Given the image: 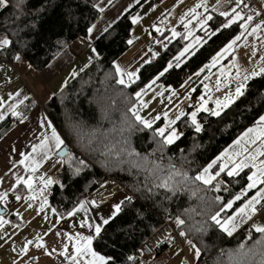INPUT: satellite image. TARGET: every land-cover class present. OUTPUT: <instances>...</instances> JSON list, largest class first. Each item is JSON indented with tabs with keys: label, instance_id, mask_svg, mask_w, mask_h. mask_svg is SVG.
Returning a JSON list of instances; mask_svg holds the SVG:
<instances>
[{
	"label": "trees",
	"instance_id": "1",
	"mask_svg": "<svg viewBox=\"0 0 264 264\" xmlns=\"http://www.w3.org/2000/svg\"><path fill=\"white\" fill-rule=\"evenodd\" d=\"M99 1L7 0L0 9V37L7 36L13 43L7 49H0V63L13 62L19 54L35 70L44 68L70 42L86 35L87 28L100 14L98 7H92ZM138 8L139 3L131 6L93 41L96 58L43 105L63 140L62 146L68 150L54 178L59 183L49 188L48 202L63 216L109 179L123 188L132 202L123 198L121 212L103 226L101 238L93 241L94 250L114 257L115 264H145L139 246L164 217L176 231L186 234L183 239L200 249L197 260L208 257L209 264H262L264 234L247 228L227 236L209 219L220 211L229 194L244 188L251 168L246 167L232 177L221 172L209 184L195 177L264 112V74L248 81L245 95L220 117L198 113L203 132L195 133L187 115L182 116L176 126L183 136L171 145H164L154 135L157 124L145 129L129 111L133 105L137 110L140 108L136 93L154 77L158 76L164 85L177 87L209 63L243 30L239 27L241 21L211 35L227 21V17L212 13V19L197 31L201 37L198 46L179 68L173 67L165 75H159L184 45L186 40L181 37L169 39L162 50L139 66L134 79L119 84L114 62L130 45L131 17ZM29 101H26L27 109ZM15 121L16 118L9 117L1 122L0 135ZM169 176L172 191L155 187ZM220 179L222 182L216 184ZM23 190L20 184L12 192L18 196ZM248 194L234 201L220 218H226ZM177 216L184 220L179 227L175 223ZM169 243L160 242L153 257ZM129 256L133 260L129 261Z\"/></svg>",
	"mask_w": 264,
	"mask_h": 264
},
{
	"label": "crops",
	"instance_id": "2",
	"mask_svg": "<svg viewBox=\"0 0 264 264\" xmlns=\"http://www.w3.org/2000/svg\"><path fill=\"white\" fill-rule=\"evenodd\" d=\"M137 3H139L138 12L136 13L137 17H139L138 20H144L149 17L151 20L153 19L152 22L156 23L154 25L155 30L151 29L153 37L149 38L150 43L146 44V49H148L150 45L155 48V42H157L155 40L160 33L163 32V37L158 41L159 45L152 56L162 50L171 39L187 37L189 34L188 31L191 32L195 26H197V22L201 17H205L206 15L211 16L212 13L219 14L221 11H228L230 17L233 9L239 11L241 16L244 17L241 11V3L237 5L236 0H111L110 3L109 0H100L98 8L103 7L104 11H100L97 20L92 24L95 25V28L90 41L86 32V35L81 37L84 41L83 43H81V40L78 41L79 37L76 38L40 70H35L22 58L19 60L14 59L13 62L10 63H0V101L3 102V107L0 108V114L4 115V119L0 120V123L7 120L9 117L16 118V121L11 127L4 130L0 135V195H4L5 197V199L0 202V210H2V212H0V221H3V223H0V264H26L31 258L36 259L32 264H72V261L66 257L71 253L73 241L68 240L64 233L72 237H75L77 233L85 236L90 233L94 235V228H89L87 225L81 227L80 221L87 216L90 218V221L99 222L102 216L107 217L111 214L113 211V204L120 203L122 199L127 196L123 188L110 186V189L114 190L116 195L107 202L96 201L93 197L95 191L83 199L84 201H96L95 207L86 203L85 206L88 209L87 213L81 211L69 217L67 214L59 216L56 211L53 212V208L48 202L49 188L51 185L41 194L40 178L48 176H51L53 179L56 178L57 172L62 165V158L57 156V152L63 147V143L57 148L54 141L51 140L53 128L57 135H59V133L45 113L43 105L70 79L75 77L79 71L83 70L96 58V55H92L91 51L92 48H94L93 41L106 29V27L116 20L125 9ZM198 4H200L201 7L197 8L196 5ZM194 8L198 14L196 18L193 19L191 15H188L185 20L181 21V17ZM101 15L102 18L105 19L104 24H101ZM178 15L179 21L174 18ZM185 24L188 25L187 28H185ZM203 28L204 25L197 28V30H202ZM249 29L250 28L243 29V33L245 30H248L250 31V36L254 38L258 36V38L262 40L260 44L258 43L256 50L255 48L250 50L253 57L244 58L243 66L239 70L237 69L238 72L236 69H233L232 73L223 75V79L217 77V81H215L216 83H220V85H222L223 81L227 82L228 86L226 91L234 88V91L229 94L235 93V88L245 75L264 67V64L262 66L260 65L261 62H264V59H262V57H264V36L262 35V29L259 28L254 33L252 31L253 27ZM197 30L194 35L197 34L200 41V33L197 32ZM173 33H176V35L174 36ZM233 47L235 48V52H238L240 47L236 48L232 45L231 49ZM231 49L218 57L217 61L215 63L213 62V65L216 64L218 67L220 60H225V55L229 52V58H231V53L232 51L234 52V50ZM73 73H75V75H73ZM27 100H30L28 109L26 106ZM13 104L16 106L15 110L18 113L17 116L11 115L9 111L10 106ZM261 115H264V112ZM49 123L52 125V128L47 127ZM255 126L256 122L240 132L236 138L224 147L208 164L215 160L216 157L220 156L221 153H224L225 150H227L228 154L234 156L236 162H239L242 156H247L249 152L259 147V141L255 144L250 142L253 134H249L248 137L240 139L247 129ZM46 136L49 138L48 142L44 147H40L41 142ZM238 139H240V143L235 144L234 141ZM246 139L249 141L248 143H245ZM33 146L37 147L35 152L33 151ZM245 149H247V151H245ZM262 151H264V149H262ZM45 152L48 153V159H42ZM21 153H23L24 156H21ZM236 153H241L242 156L235 155ZM29 155H31L34 160L40 162L35 172L26 170V165H28L30 161L25 160L24 164L20 163L22 159ZM227 159L228 156L226 155L222 157L221 160H217L212 168L209 169V174L214 175L215 172L219 171L220 163L227 161ZM261 160H264V155H257V166ZM207 165L203 168L207 167ZM228 167L231 168L232 164H229ZM248 167L251 168L249 174L251 175L255 169L252 168L251 163H249ZM224 172L227 174V169ZM29 175L34 177L32 183L36 199H27L32 193L21 184L24 190L18 195L21 199L17 200L16 194L12 192L17 185H20L16 183V180L18 177H24L26 179ZM221 182L222 179L216 184ZM247 184L248 182L242 189L247 188ZM261 188H264V183H259L254 188H247V191L243 193H241L242 189H240L232 195L229 194L224 204L229 200H233V202L236 201L234 197L238 194H240L241 198L249 192L243 201L240 202L228 216L233 215L246 201L256 196ZM21 190L22 188L20 191ZM45 197L47 198V204L42 206V201ZM263 201L264 200H262L261 203ZM29 204H31V207H29ZM260 205L261 204L256 206L257 212L250 219L241 220L239 215H237L236 220L238 221V226L232 235L246 226L250 221H253V224L250 226L253 230H255L253 225L264 226V207L261 208ZM58 219L59 223H57ZM225 234L227 236H232L227 233ZM30 241L32 243H29ZM41 244L43 247L39 246ZM25 245H27V248H25ZM65 245L68 246L67 252H65V255H60L61 251H64ZM166 248L169 249V247ZM165 250L161 253H164Z\"/></svg>",
	"mask_w": 264,
	"mask_h": 264
},
{
	"label": "snow or ice",
	"instance_id": "3",
	"mask_svg": "<svg viewBox=\"0 0 264 264\" xmlns=\"http://www.w3.org/2000/svg\"><path fill=\"white\" fill-rule=\"evenodd\" d=\"M7 0H0V8H4L6 6ZM111 0H109V3ZM237 5L241 3V0H236ZM93 8H97V4L92 5ZM196 7H201L200 4L196 5ZM247 7V5H245ZM99 11L103 12L104 8L99 7ZM127 11V9H125ZM71 13L69 12V16ZM185 15H191L193 19L196 18L198 15L194 9L189 10L188 13ZM220 16L227 17L226 23H222L219 28H217L214 32L211 33V35H215L217 32L221 30V28H228L230 25L236 23V21H241L239 24V27L241 29L246 28L249 25V22L253 20L252 16L242 17L241 13L239 11H236L235 9L232 10V15L229 17L228 11H221L219 12ZM139 17H131V21L133 24L137 23ZM212 17H201L198 22L197 26L200 25H206L207 21L211 20ZM111 25H109L110 27ZM188 25L185 24V28H187ZM261 25L257 24L255 27H253L252 31L253 33L259 29ZM95 25H92L87 28V37L89 41L92 38V34L94 31ZM107 31V29H105ZM175 36L176 33H173ZM241 37L236 36L234 40H230L227 44L224 45L223 48L220 49L219 52L216 53L215 56L212 57V61L215 63L223 53L229 51L232 47V45L239 40ZM83 39L81 40V43H83ZM132 41L129 40L128 43H131ZM200 41L197 40L196 43H199ZM13 42L7 37L2 36L0 37V49H7ZM25 43V42H21ZM192 47L191 44L187 45L176 57H174L175 65L172 61H169L167 64V67L163 68V70L159 73L160 76L165 75L170 69L173 67L179 68L182 61V57L185 56L186 53L189 52V49ZM92 55H96L97 50L96 48H92ZM15 59L19 60L21 57L19 54L15 55ZM264 59V57H262ZM115 72L118 77H121L117 80V83L124 84L125 80L122 78L123 76H127L128 80L131 81L132 78L136 75L135 72H124L123 69L119 67V65H115ZM205 67H208L205 65ZM203 71V69H201ZM264 74V67L259 68L258 70L252 71L251 73L245 75L243 79L238 83V86L235 89L234 94H229L226 96L223 100H215L214 104L215 106L209 109L207 107L208 101L207 100H201V102L198 105L193 106L194 110H192L190 113L187 114V120L189 122V126L194 130L195 133H201L204 131L203 125L199 122L197 114L200 112H207L209 116L212 117H220L222 112H224L225 109H228L231 105H233L239 98L243 97L245 95V88L248 83L253 77L260 76ZM75 75V73H73ZM196 75H199V73H196ZM239 75V73H238ZM171 91V90H170ZM143 92V89L141 90ZM141 92L136 93L137 97L141 95ZM143 106V105H142ZM3 107V102L0 101V108ZM16 106L13 104L10 106L9 111L11 112V115L17 116L18 113L15 110ZM129 111L132 113V115L135 117V120L142 124L145 129H152V125L155 122V120L160 119L159 116H156L153 118L152 121L143 119L137 110V106L133 105ZM164 118L166 122V127H157L154 130V135L156 137H159L160 140L163 142L164 145H171L178 139H180L181 136H183L182 132H179L177 127H174L176 125V121L180 120L182 116L185 115L183 111L177 112L175 119H169L168 114L164 113ZM4 119V115L0 114V120ZM46 119V118H45ZM48 128H52V125L49 123L47 125ZM249 134H253L251 136L250 142L255 144L257 141H259V147H257L254 151L249 152L247 156H242L241 153H236L235 155L242 156L239 162H236L233 155L228 154L227 150H225L224 153H221L220 156L216 157L215 160H213L210 164L207 165V167L203 168L202 171L196 175L195 180L202 181L204 184L211 183L217 176L221 174V172H224L227 169V175L229 177H232L236 175L239 170L248 167L249 163H251V166L253 169H255L251 175L248 176V184L247 188H254L259 183H264V160H261L259 162V165L257 166L256 163V157L257 155H264V115H260L258 120L256 121V126L253 128L247 129V131L243 134V136L240 139H244L249 136ZM48 137L46 136L44 140L41 142L40 147H44L45 144L48 142ZM240 139L237 141H234L235 144L240 143ZM51 140L54 141L55 146L59 148L63 141L57 135L55 129H52L51 132ZM249 141L246 139L245 143H248ZM37 150L36 146H33V151L35 152ZM247 151V149H245ZM228 156L227 161L220 163L219 165V171L215 172L214 175L209 174V169L212 168L213 164L217 162V160H221L222 157ZM21 156H24L23 153H21ZM42 159H48V153L45 152ZM25 160L30 161L28 165H26V170H29L30 172H35L37 167L39 166V161L34 160L31 155L28 157H25L20 161L21 164L25 163ZM81 164H83V161H80ZM229 164H232V167L229 168ZM79 171V170H77ZM177 175L180 173L177 172ZM186 177V174H185ZM34 177L32 175H29L26 179L24 177H18L16 180L17 184H23L26 188L29 189L30 193H32L27 199L35 200L36 194L33 192V181ZM171 176L168 178L162 180L158 185H155V187L163 188L166 191H172V186L170 184ZM53 183H59V181L54 180L51 176L48 177H41L40 178V184H41V194L45 189H47L50 185ZM63 187V185H61ZM103 187V185L101 186ZM247 188L242 189L241 193L244 191H247ZM150 191V190H149ZM5 199L4 195H0V202H2ZM21 199V197L17 196V200ZM217 200H219V197H216ZM240 194L234 197V200H239ZM125 201L131 203L132 197L126 196L124 198ZM264 200V188H261L259 192H257L256 196L252 197L251 200H248L243 204L240 208L236 210V212L228 216L227 218L221 219V213L232 206L233 200H229L226 204L223 205V207L220 209L219 212H216L214 215H211L209 219L218 226L221 231L227 233L228 235H232V233L235 231L236 227L238 226V221L236 220L237 215H239L241 220L250 219L256 212H257V205L261 204V201ZM87 204H91L93 207L96 206V201H84L81 200L79 203L75 204L71 210L67 212V215L69 217L73 216L75 213L78 212H85L87 213L88 209L85 206ZM124 203V201H121L120 203L113 204V211L110 215L107 217H101L99 222L96 221H90V218L85 216L84 219L80 221L81 227H84L87 225L89 228H94V235L90 233L89 235H81L77 233L75 237L69 236L67 233H64L65 237H67L68 240L73 241L71 245V253L68 254L66 257L67 259H70L72 261V264H115L114 257L112 256H106L102 255L99 252L95 251L93 248V241L101 238L102 228L104 225H108L110 221L113 220V218L117 217V215L121 212V206ZM44 204H47V198L45 197L42 201V206ZM29 207H31V204H29ZM56 210L53 209V212ZM63 218V217H60ZM0 223H3V221H0ZM57 223H59V219L57 220ZM175 223L179 227L180 225L184 224V220H182L179 216L176 217ZM255 230L259 233L264 234V226L259 225H253ZM202 229H197V231H201ZM181 236H185L186 234L182 231L180 232ZM29 243H32L31 241ZM188 243L191 245L192 249H195V256H200V249L196 247L195 244H192L191 241H188ZM257 243H260L259 241ZM40 247H43V245H39ZM243 247V245H241ZM25 248H27V245H25ZM68 246L65 245L64 251H61L60 255H65V252H67ZM129 261L133 260L132 256L127 257ZM262 264H264V261H262Z\"/></svg>",
	"mask_w": 264,
	"mask_h": 264
},
{
	"label": "rangeland",
	"instance_id": "4",
	"mask_svg": "<svg viewBox=\"0 0 264 264\" xmlns=\"http://www.w3.org/2000/svg\"><path fill=\"white\" fill-rule=\"evenodd\" d=\"M256 2L262 8L264 7V0H256ZM137 12L138 11H136L132 17H137ZM208 16L209 15H206L205 17ZM100 17L101 24H104L105 19L102 18V15ZM187 17L188 15H183L181 17V21L185 20ZM174 18L179 21V15L175 16ZM141 20L142 19L133 24V28L130 32V40L132 42L130 43L128 49L114 62V64L119 65V67L123 69L124 72L137 73L138 66L142 64V62L147 61L152 56L153 52L157 50L159 45L158 41L163 37L162 32L158 36L159 38L157 37L155 40L157 41L155 42V48L150 45L149 48L146 49V44L150 43L149 38L153 37L151 29L155 30L154 25L156 23L152 22L153 19L151 20L149 17L142 21ZM201 26L203 25L195 26L191 32L188 31L189 34L184 38L186 40L184 45L169 60L172 61L174 65V57H176L187 45L191 44L192 47L189 49V52L186 53L184 57H182V61L187 58L198 46L199 43H196V41L199 40V36L197 34L194 35V33L196 32L197 28H200ZM249 32L250 31L245 30L243 36L233 44L236 48H240L238 52H235L234 47L231 49L234 50V52L232 51L231 53V58H229V52L225 55V60H220L218 67L216 64L213 65V61L211 60L209 63L205 64L208 67H205V65L202 66L177 87L164 85L157 79L159 78L158 76L154 77L151 81H149L146 87L143 88V92H141L142 89L139 91L141 92V95L139 96V115L143 119L149 121H152L153 118L159 116L160 119L155 120L153 124H157L158 127H166V122L163 115L164 113L168 114L169 119H175L178 110L183 111L185 115H187L192 110H194L193 106L198 105L201 100L208 101L207 107L209 106V109L214 107L215 100H223L229 93L234 91V88L226 91L228 83L225 81L222 82V85H220V83H216L215 81H217V77L222 78L223 75L232 73L233 69H236L238 72V70L243 66V59L246 57H253L250 50L253 48L256 50L258 43L260 44L262 41L258 38V36L255 38L250 36L251 34ZM80 40H82L81 37L78 38V41ZM167 64L165 67H167ZM263 64L264 62L260 63L261 66ZM201 69H203V71H201ZM196 73H199V75H196ZM135 76L132 79H134ZM120 78L121 77H119V79ZM122 78L125 81L128 80L126 75ZM136 98H138L137 95ZM174 127L177 126L174 125ZM167 247H169V249L166 248L164 253H160L151 259H147L145 264H193L198 258L195 256V249H192L191 245L186 239H182L181 245L168 244Z\"/></svg>",
	"mask_w": 264,
	"mask_h": 264
},
{
	"label": "built area",
	"instance_id": "5",
	"mask_svg": "<svg viewBox=\"0 0 264 264\" xmlns=\"http://www.w3.org/2000/svg\"><path fill=\"white\" fill-rule=\"evenodd\" d=\"M247 5V7H245ZM241 8L245 14V17L252 16L253 20L249 22V25L246 28L255 27V25H261V29L264 36V10L263 8L256 2V0H241ZM243 30H239L236 36H243ZM110 186H118L117 183L111 179L107 182V184L103 185V187H99L95 190L93 197L98 202H107L113 199L116 195V192L110 189ZM120 187V186H119ZM121 188V187H120ZM261 208L264 207V201L260 205ZM253 221H250L246 226L242 227L244 231L247 228H250ZM182 236L172 224L164 217L162 219V223L152 232L150 233L140 244L139 252L140 257L143 259H150L156 253V246L162 242L168 240L172 244H179L181 245ZM36 261L35 258L29 259L26 264H32ZM191 264V263H188ZM193 264H209V258L204 257L200 260L195 261Z\"/></svg>",
	"mask_w": 264,
	"mask_h": 264
},
{
	"label": "water",
	"instance_id": "6",
	"mask_svg": "<svg viewBox=\"0 0 264 264\" xmlns=\"http://www.w3.org/2000/svg\"><path fill=\"white\" fill-rule=\"evenodd\" d=\"M68 150L65 146L61 147L59 151L57 152V156L60 158H63L67 154ZM2 212V210H0Z\"/></svg>",
	"mask_w": 264,
	"mask_h": 264
}]
</instances>
